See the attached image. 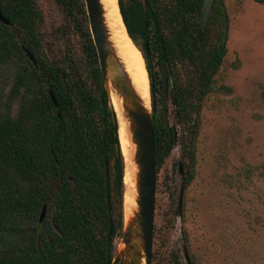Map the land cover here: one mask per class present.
<instances>
[{
    "label": "trees",
    "instance_id": "trees-1",
    "mask_svg": "<svg viewBox=\"0 0 264 264\" xmlns=\"http://www.w3.org/2000/svg\"><path fill=\"white\" fill-rule=\"evenodd\" d=\"M52 1L63 24L47 40L39 0H0L9 20L0 21V264H112L115 239L125 226L119 125L85 0ZM203 7L204 0H119L128 35L146 59L158 174L179 140L185 187L196 177L203 102L214 91L227 54L223 0H215L205 28ZM140 39L158 52L160 81ZM164 66L182 128L178 137L163 122ZM44 208L49 217L41 222ZM155 246L153 264H158L161 252ZM172 264L185 263L174 253ZM188 264H197L194 255Z\"/></svg>",
    "mask_w": 264,
    "mask_h": 264
},
{
    "label": "rangeland",
    "instance_id": "rangeland-1",
    "mask_svg": "<svg viewBox=\"0 0 264 264\" xmlns=\"http://www.w3.org/2000/svg\"><path fill=\"white\" fill-rule=\"evenodd\" d=\"M223 2L227 54L199 116L196 177L184 186L179 140L158 174L154 244L161 252L158 264H172L174 253L185 264L190 255L197 264H264V4ZM39 4L44 32L51 40L63 15L52 0ZM139 42L145 47L143 40ZM149 55L160 81L158 52L149 46ZM166 71L168 79L167 67ZM172 94L168 83L169 121L177 136L182 128ZM17 109L18 101L13 103L14 114ZM122 237L115 239L117 251L122 249Z\"/></svg>",
    "mask_w": 264,
    "mask_h": 264
},
{
    "label": "water",
    "instance_id": "water-1",
    "mask_svg": "<svg viewBox=\"0 0 264 264\" xmlns=\"http://www.w3.org/2000/svg\"><path fill=\"white\" fill-rule=\"evenodd\" d=\"M145 4V0H140ZM215 0H204L203 27L212 14ZM86 10L89 18V25L93 41L97 50L102 81L108 91L111 104L116 113L120 132V120L117 110L112 103V91L121 100V112L126 122V129L130 135L131 142L135 149L133 160L137 165L136 186H137V211L134 216L125 221L123 230L121 250L117 251L112 264H153V253L155 244V216L158 191V164L156 140L153 126L152 101L148 109L141 97L136 92L130 75L122 60L118 57L114 44L111 41L105 9L102 0H85ZM0 21L9 24L0 11ZM130 37V36H129ZM140 49V48H139ZM146 63L144 52L140 49ZM145 53L149 55V45H145ZM33 59V56L29 54ZM147 68V67H146ZM164 87L162 96V116L165 128L168 131L174 130L170 125L168 105V79L166 67L163 68ZM151 96V92H150ZM107 199L110 210V169L106 167ZM47 215L44 208L40 221L43 222ZM108 238L111 239L113 232V219Z\"/></svg>",
    "mask_w": 264,
    "mask_h": 264
},
{
    "label": "bare ground",
    "instance_id": "bare-ground-1",
    "mask_svg": "<svg viewBox=\"0 0 264 264\" xmlns=\"http://www.w3.org/2000/svg\"><path fill=\"white\" fill-rule=\"evenodd\" d=\"M105 9V18L110 30L111 41L114 44L118 57L122 60L126 71L130 75L133 86L138 95L143 100L145 106L150 108V79L146 68V63L141 51L134 45L128 35L124 24L120 8L119 0H102ZM112 103L118 112L120 120L119 139L121 151L125 163V193H124V219L129 221L138 209L136 203L137 186L136 172L137 165L133 160L134 144L131 142L130 135L126 129V122L121 112V100L112 91ZM124 245L122 244L121 247ZM143 264L145 262L143 261Z\"/></svg>",
    "mask_w": 264,
    "mask_h": 264
}]
</instances>
